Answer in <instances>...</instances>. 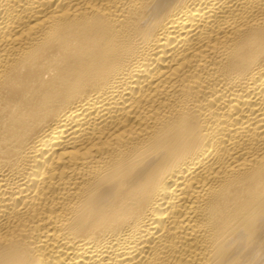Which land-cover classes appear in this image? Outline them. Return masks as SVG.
I'll use <instances>...</instances> for the list:
<instances>
[{
    "label": "bare ground",
    "instance_id": "6f19581e",
    "mask_svg": "<svg viewBox=\"0 0 264 264\" xmlns=\"http://www.w3.org/2000/svg\"><path fill=\"white\" fill-rule=\"evenodd\" d=\"M0 264H264V0H0Z\"/></svg>",
    "mask_w": 264,
    "mask_h": 264
}]
</instances>
